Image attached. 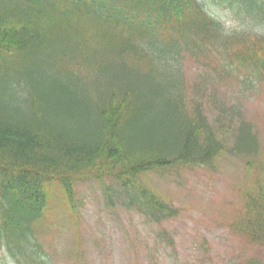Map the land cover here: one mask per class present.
<instances>
[{
	"label": "trees",
	"instance_id": "16d2710c",
	"mask_svg": "<svg viewBox=\"0 0 264 264\" xmlns=\"http://www.w3.org/2000/svg\"><path fill=\"white\" fill-rule=\"evenodd\" d=\"M184 59L217 64V83L230 79L242 94L264 86V0H0V249L8 264L50 262L42 237L52 185L64 221L78 217L75 186L95 181L107 205L159 224L177 210L140 177L210 166L226 150L257 152L237 104L204 95L211 120L199 94L187 98ZM200 82L202 92L210 81ZM228 114L239 120L229 147ZM234 229L264 249V191L247 196ZM159 237L172 245L165 229ZM245 264H264V254Z\"/></svg>",
	"mask_w": 264,
	"mask_h": 264
},
{
	"label": "rangeland",
	"instance_id": "374dc122",
	"mask_svg": "<svg viewBox=\"0 0 264 264\" xmlns=\"http://www.w3.org/2000/svg\"><path fill=\"white\" fill-rule=\"evenodd\" d=\"M210 10L229 26L233 24L222 10ZM216 67L184 59L187 98L199 94L211 120L216 112L207 106L204 95L215 93L225 108L237 104L242 118L252 125L259 143L257 152L236 155L226 150L210 166L172 167L140 177L145 186L177 210L176 217L159 224L133 209L107 205L103 186L95 181L75 186L78 217L64 221L62 216L68 213L58 207V188L50 186L57 196L42 237L50 256L48 264H150L160 257V264H245L251 257L264 254L263 247L250 243L234 229L244 217L247 196L264 191V86L242 94L230 79L217 83V72L212 71ZM206 80L210 83L199 92L195 86ZM224 116L232 120L222 136L229 147L239 120ZM162 229L172 245L159 237ZM8 262L0 249V264Z\"/></svg>",
	"mask_w": 264,
	"mask_h": 264
}]
</instances>
